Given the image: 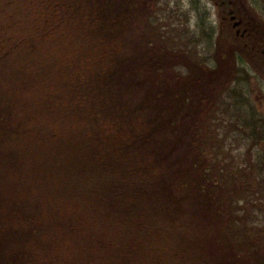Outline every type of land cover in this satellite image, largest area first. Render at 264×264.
<instances>
[{
  "label": "trees",
  "instance_id": "16d2710c",
  "mask_svg": "<svg viewBox=\"0 0 264 264\" xmlns=\"http://www.w3.org/2000/svg\"><path fill=\"white\" fill-rule=\"evenodd\" d=\"M149 1L0 0V264H264L243 68L128 35Z\"/></svg>",
  "mask_w": 264,
  "mask_h": 264
},
{
  "label": "rangeland",
  "instance_id": "374dc122",
  "mask_svg": "<svg viewBox=\"0 0 264 264\" xmlns=\"http://www.w3.org/2000/svg\"><path fill=\"white\" fill-rule=\"evenodd\" d=\"M190 1L191 0H150V7L146 10L147 14L140 11L134 12L128 26V35L134 37V35H138L140 31L147 30L148 27L143 25L146 23L147 16H149L151 17L150 19L154 26L159 29H162L158 26L160 24H165L168 27L170 26V32L174 33L173 36L177 38V41L180 39L183 41L181 46L185 47L188 51L196 53V55L203 59H205L204 56H206L208 64L213 62L214 56L219 59L218 63L230 61L229 58L231 56L225 53V48L220 42H218V40L213 37L206 38L204 30L198 26V16L194 11H191L190 6L192 7L194 4L191 5ZM136 5L140 6L141 4L137 1ZM156 19L159 20L158 25ZM177 43L180 44V42ZM9 66H12V64L10 63ZM241 67L243 68V71H241L243 72L241 74L243 79L238 81L240 84L239 88H242L245 95H247L250 109L242 104L238 112L249 115V110L256 111L258 109L264 113V77H258V73L254 74L255 72L251 70L250 66ZM5 69L8 70L9 68L5 67ZM6 82L7 81H3V83H0V95L12 96V91L9 88V85L7 86L5 84ZM10 99L15 100L16 97H10ZM234 114L235 110L232 109L226 116H234ZM23 115L25 114L16 110V118ZM225 125L226 129H228V138L225 141V148L232 151V155L239 159V164H249L252 161L250 160L251 157L254 159L263 157L260 153H264V141L257 144L252 138L244 136L240 137L236 131L233 134L230 130V120H228ZM252 137H254V135ZM256 174L257 178H259L255 179V181L257 180L258 188L254 189L256 193H254L252 197L250 196V200H248L250 209L252 204H254V208L252 207L253 211L249 214L250 218L248 222H254V216L262 225H264V180L261 179L262 177L260 173L256 172ZM261 174L264 176V171L261 172ZM69 175L71 176L72 174ZM15 179L11 180V182L15 183ZM19 183L21 184L22 182ZM31 186L32 185L26 183L22 190L26 192L31 189Z\"/></svg>",
  "mask_w": 264,
  "mask_h": 264
},
{
  "label": "flooded vegetation",
  "instance_id": "af4514ba",
  "mask_svg": "<svg viewBox=\"0 0 264 264\" xmlns=\"http://www.w3.org/2000/svg\"><path fill=\"white\" fill-rule=\"evenodd\" d=\"M206 38L213 37L231 57L229 66H250L264 77V0H191ZM227 49V50H226ZM264 126V113H249ZM260 118L261 120H257ZM264 131V129L262 128Z\"/></svg>",
  "mask_w": 264,
  "mask_h": 264
}]
</instances>
